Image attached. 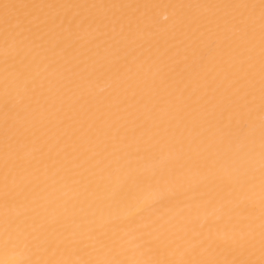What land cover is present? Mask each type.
<instances>
[{
	"label": "bare ground",
	"instance_id": "bare-ground-1",
	"mask_svg": "<svg viewBox=\"0 0 264 264\" xmlns=\"http://www.w3.org/2000/svg\"><path fill=\"white\" fill-rule=\"evenodd\" d=\"M0 264H264V0H0Z\"/></svg>",
	"mask_w": 264,
	"mask_h": 264
}]
</instances>
